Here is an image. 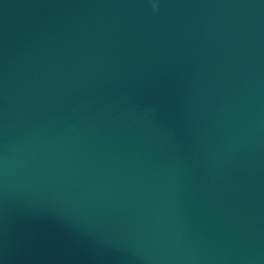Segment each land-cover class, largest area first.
<instances>
[{"label":"water","instance_id":"95a60500","mask_svg":"<svg viewBox=\"0 0 264 264\" xmlns=\"http://www.w3.org/2000/svg\"><path fill=\"white\" fill-rule=\"evenodd\" d=\"M0 264H264V0H0Z\"/></svg>","mask_w":264,"mask_h":264}]
</instances>
